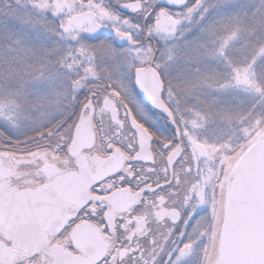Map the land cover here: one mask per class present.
Masks as SVG:
<instances>
[{"label": "snow or ice", "instance_id": "6c2138e0", "mask_svg": "<svg viewBox=\"0 0 264 264\" xmlns=\"http://www.w3.org/2000/svg\"><path fill=\"white\" fill-rule=\"evenodd\" d=\"M0 264H264V0H0Z\"/></svg>", "mask_w": 264, "mask_h": 264}]
</instances>
